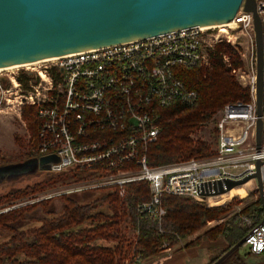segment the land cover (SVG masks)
<instances>
[{
    "label": "built area",
    "instance_id": "built-area-1",
    "mask_svg": "<svg viewBox=\"0 0 264 264\" xmlns=\"http://www.w3.org/2000/svg\"><path fill=\"white\" fill-rule=\"evenodd\" d=\"M256 9L263 52L259 149L255 140L258 117L253 16L239 9L228 23L192 26L41 60L34 67L35 78L27 73L26 87L18 80V73L6 70L0 76V117L13 112L20 118L23 104L36 106L39 157H55L42 171L64 172L69 179L40 193L16 198L0 206V213L89 191L116 189L124 199L127 184L146 181L150 197L136 205V212L160 223L165 215L161 195L190 198L215 207V198L232 189L218 195L202 192L209 191L212 182L237 181L254 174L258 160L262 162L259 175L264 198V0H256ZM219 43L237 50L238 66L226 52H216ZM217 54L228 72L247 89L249 100L230 102L218 110V144L213 153L148 165L147 151L159 134L160 111L174 102L191 106L197 100V93L176 77L174 66L209 68ZM255 197H259L257 187ZM217 220H208L206 225ZM245 237L243 245L250 253L264 251V210L262 220ZM161 247L171 249L166 243Z\"/></svg>",
    "mask_w": 264,
    "mask_h": 264
},
{
    "label": "trees",
    "instance_id": "trees-1",
    "mask_svg": "<svg viewBox=\"0 0 264 264\" xmlns=\"http://www.w3.org/2000/svg\"><path fill=\"white\" fill-rule=\"evenodd\" d=\"M216 52L230 55L234 66L240 64L234 47L219 43ZM174 74L187 89L197 93V100L191 106L174 102L160 111L158 117L159 134L147 151V164L157 166L187 160L196 155H204L208 146L194 142L191 135L201 130L212 116L225 104L234 101H247L249 94L223 66L218 54L212 58L209 68L174 66ZM29 75L19 73L18 80L27 86ZM22 117L29 123L34 137V152L26 157L35 161L39 154L36 148L39 120L37 107L23 104ZM20 142L18 136L15 137ZM43 180L13 188L0 194V204L32 192L40 191L64 178L66 173L40 172ZM97 191L83 192L94 193ZM69 194L55 200L12 209L0 213V264H120L127 256V264L151 258L158 254L160 246L166 243L174 246L183 242V248L197 246L202 239L211 241L223 239V250L212 262L231 246L241 240L263 217L260 198H247L240 213L227 215L230 205L207 207L190 198L163 194L161 205L165 215L160 223L145 219L136 212L139 202L149 199L146 181L126 185L124 199L119 198L116 189L104 191L97 197L81 202L77 195ZM53 201L60 202L59 214L52 209ZM127 202L129 217L137 233L134 244L124 237L120 229L122 203ZM50 207V208H49ZM54 208V207H53ZM40 211L44 214H41ZM245 215L250 226L240 217ZM44 215V216H43ZM50 215V216H49ZM225 216V219L210 228L206 222ZM38 225L28 226L30 222ZM196 234L192 240L188 238ZM133 245V247H132Z\"/></svg>",
    "mask_w": 264,
    "mask_h": 264
},
{
    "label": "water",
    "instance_id": "water-1",
    "mask_svg": "<svg viewBox=\"0 0 264 264\" xmlns=\"http://www.w3.org/2000/svg\"><path fill=\"white\" fill-rule=\"evenodd\" d=\"M253 16L256 49V148L262 141V26L256 0H0V67L26 64L87 49L138 41L172 30L226 23L238 10ZM55 160L39 157L28 165L43 168ZM256 172L243 179L211 183L202 195L223 194L257 181L264 210L262 182ZM245 236L211 264H220L237 250Z\"/></svg>",
    "mask_w": 264,
    "mask_h": 264
},
{
    "label": "rangeland",
    "instance_id": "rangeland-1",
    "mask_svg": "<svg viewBox=\"0 0 264 264\" xmlns=\"http://www.w3.org/2000/svg\"><path fill=\"white\" fill-rule=\"evenodd\" d=\"M37 66L38 64H32L26 67H18V69L13 68L10 70L18 74L30 73L32 78H35L32 74L34 73L35 68H37ZM5 74H6L5 71H1L0 76H4ZM219 112L220 111H217L215 115L212 116L210 121H208L205 124V126L201 128V130L197 129L195 131V134L190 136L194 142L201 141L208 146V150L205 151L204 155L202 154L196 155L194 156L195 158H200L201 156L209 155L216 150L218 144V129L215 127V121L219 115ZM16 136H18L20 139L19 143L15 138ZM34 142L35 139L34 137H32V133L29 129V123L22 117V114H20V118H18L13 112L2 113L0 117V194H5L11 191L13 188L24 187L25 185L33 184L39 182L40 180H43L42 177L40 176V172H42V169L44 168L39 164L30 166L28 164L31 163L32 161L27 162L26 159L28 154L34 152L33 150L34 147H32V143ZM36 148H37V144H36ZM67 177L68 178H64L59 182H56L55 184H51L50 186H47L46 188L40 191H43L45 189L53 187L54 185L67 181V179H69V176ZM256 187H257L256 179H251L250 182H246L245 184L240 185L237 188L235 187L233 193H230L229 195L223 194L217 196L215 198L217 200V204L214 206L217 207V206L230 205L231 208L229 209L227 215L235 212L240 213L243 207L246 205L248 197H250L251 200H255V198H257L255 197ZM108 190L111 189L101 190L94 193L81 194V195H77V197L75 198H77L81 202H86L102 194L104 191H108ZM40 191L37 192L40 193ZM16 198L10 199L0 204V206L7 204L8 202H11ZM59 204L61 205V203L57 201H53V203H51L52 209L56 210L55 212L56 215L59 214L60 212V209L55 208V207L59 208ZM122 205L125 211L120 210L121 212L120 229L124 234V237L126 236L129 238L127 241H129V244L131 246V243L134 244L135 242V237H136L135 235H137V233L129 217L127 202H123ZM40 213L44 214L41 211ZM240 217L242 218L243 222H246V224L250 226L251 221L248 218H245V215L241 214ZM224 219L225 216H220L217 221L207 223L208 225H206L205 228H210L216 224H219ZM38 224L39 222L35 220V222L34 221L30 222L27 225L30 227L32 225L35 226ZM2 239L3 238L1 237L0 240ZM179 247L180 248L183 247L182 242L172 246L169 251L165 250L160 246V250L158 254L150 258L152 260L148 264L157 263L164 260L165 257L163 258L162 256H165L164 255L165 252H170ZM219 249L223 250L224 248H219ZM221 250L217 251L218 252L217 255L220 253ZM127 257L131 259L132 256L129 255ZM204 259L206 260V257H204ZM213 259H214V255L211 256V260ZM211 260H209L208 264L211 262ZM141 261L142 260L136 263H139ZM120 264H127V262L125 263V259H124ZM220 264H264V256L252 254L248 251L245 245H241L237 250H235L232 254H230Z\"/></svg>",
    "mask_w": 264,
    "mask_h": 264
},
{
    "label": "crops",
    "instance_id": "crops-1",
    "mask_svg": "<svg viewBox=\"0 0 264 264\" xmlns=\"http://www.w3.org/2000/svg\"><path fill=\"white\" fill-rule=\"evenodd\" d=\"M196 237V234L190 236L188 240H192ZM183 243V242H182ZM226 243L223 239L211 241L207 239H202L197 246L192 247H179L170 252H165V256H162L164 260L152 263V264H208L211 260V256L218 253L221 250L219 248H224ZM264 256V251L255 254ZM206 257V260L204 259ZM152 258V257H151ZM161 258V259H163ZM152 259L147 258L136 264H148Z\"/></svg>",
    "mask_w": 264,
    "mask_h": 264
},
{
    "label": "bare ground",
    "instance_id": "bare-ground-1",
    "mask_svg": "<svg viewBox=\"0 0 264 264\" xmlns=\"http://www.w3.org/2000/svg\"><path fill=\"white\" fill-rule=\"evenodd\" d=\"M228 23V22H227ZM43 60H46V59H43ZM38 62H41V60H37V61H33V62H30V63H26V64H20V65H12V66H6V67H0V73H1V71H6V70H10V69H13V68H18V67H26V66H29V65H32V64H36V63H38ZM237 188V187H236ZM235 190V188L234 189H232L229 193H227L228 195L230 194V193H233V191ZM224 196H227V195H224Z\"/></svg>",
    "mask_w": 264,
    "mask_h": 264
}]
</instances>
